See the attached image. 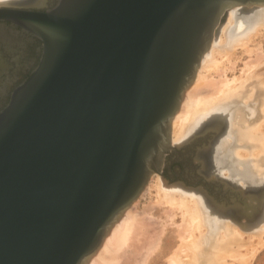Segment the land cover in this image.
<instances>
[{
	"label": "water",
	"instance_id": "1",
	"mask_svg": "<svg viewBox=\"0 0 264 264\" xmlns=\"http://www.w3.org/2000/svg\"><path fill=\"white\" fill-rule=\"evenodd\" d=\"M253 5L264 0H57L44 12L0 6V19L43 41L33 73L0 111V264L90 262L181 148L171 143L172 120L228 9ZM218 129L207 124L189 144ZM213 149L212 140L198 147L201 172L184 185L216 201L237 194L220 213L252 219L253 205L240 198L251 188L207 175Z\"/></svg>",
	"mask_w": 264,
	"mask_h": 264
},
{
	"label": "rangeland",
	"instance_id": "2",
	"mask_svg": "<svg viewBox=\"0 0 264 264\" xmlns=\"http://www.w3.org/2000/svg\"><path fill=\"white\" fill-rule=\"evenodd\" d=\"M227 15L228 14L226 13L225 18L223 19L224 23L226 22ZM253 24L254 23L252 22H247L246 24L247 26L245 25L243 27L244 29H242L241 31H237L236 33L238 34L239 32L242 33L248 30L249 28H251ZM241 44L242 46L244 45L243 47L245 48L237 46V45L241 46ZM241 44H237L232 54L228 55L227 58L221 59L222 56L219 57V55L216 57L217 61L220 60V62L217 63V65L220 63L218 65L219 67L218 68L216 67L215 70L210 69L209 72L203 71V74L205 73L204 74L205 77L200 82V84L203 83L202 88L199 87L200 85L199 84L197 86L199 87L197 88V90H195V88L192 89L195 92L197 91V94H195V92L193 91L192 94H195L196 96L198 95L200 97L202 96L201 98H203V96L204 98L210 96L211 92H212L211 95H213V92L216 90L217 86L219 85L218 84L219 81L221 80L224 81L226 79L225 77H227L225 81H228L230 83V80H232V78L235 77L234 80L231 81L232 83H230L229 85H231V87L233 88H236L237 91L240 88L241 90L239 89L238 92L240 93L241 96L243 95L242 96L243 98L240 97V100L235 99V101L233 100L230 101L226 107H221V108L218 107V109H215L213 111L210 110V112L207 115L201 117V119L198 121V123L195 125V128L192 129L189 135L191 136L192 133H194L198 129L200 130L202 127L206 126L207 124H211L212 119H215V117L216 119H218L217 118L218 115L221 116L220 122L219 120L215 121L216 125L219 127L218 135L217 133H214L215 135L213 134L209 139L212 140V146L214 147V149L210 155L212 156V162H210L209 168L206 169V173L207 175H209V177H216V179H219V177L222 178L225 181L226 185L228 184L232 188L241 187L246 192L249 191L248 188H251L250 192L240 195V198L247 197L246 200L253 205L252 208L250 209L248 208L249 209L248 211L252 213V217H251L252 219L249 220L243 216L239 217V215L238 217L236 216L237 218H232L229 215H224L220 213V211L223 210L222 208H220V206L226 205V202L231 201V198L233 197L238 199L237 194H235L232 197H230V195L225 194L228 200L221 199L219 201H216V199L215 200L213 199L214 200L213 201L209 197H208L209 199H207L206 197L203 196L204 194L202 196L203 198H205L204 200L206 201V204L208 203L207 210L210 212L212 216V221L213 220L215 221V219L221 221L222 220L231 221L233 222V224H235L234 226L237 229L239 228L238 230H240L241 233L243 232L241 237L238 236V239L240 242L241 240L242 241L244 240L242 244L247 242L246 243L247 246L245 244L242 245L240 243L241 245L239 247L240 248L239 250L241 254L244 252L243 255H248V258L246 259L247 261H245L246 264L247 263L264 264V243H263L264 233L262 232L261 233L262 235L260 234L261 235L260 242L262 243L263 245L262 246L259 242V239H256L257 238L256 236L258 235H256L255 233L257 232H252L253 230L259 229V227L261 228L262 226L260 225L264 223V206L262 207L261 205V203L264 202V174L258 175L254 171L251 172L253 168H250L249 170L247 169L248 166L250 167V164L252 167H254V165H252L254 163L252 162V157H249L248 155H247L248 157L245 156L246 158L243 157L242 159L250 160L249 161L250 164L248 165L247 163L248 166L247 165L243 166L242 164L241 167H238L239 165H237L236 156H234L235 155L234 150L239 148L240 145H238V143L240 142L237 143V141L235 140V134L231 135L232 138L229 139V131H230L229 129L232 119L233 121H235V124H237V126H244L242 124L247 125L249 123V124H253L254 126L256 125L258 129L261 128L260 130L257 131V133L259 132L258 136L264 139V121H263L264 120V111H263L264 109V26L257 32L255 36L251 38L250 41H248V43L246 42V44L243 43ZM257 55L261 59H258L259 57H257ZM256 58L258 62L260 61V63L257 64ZM249 60L255 62H251L253 63L251 64L248 63ZM245 64H248L247 65L248 67L250 65V67L247 68ZM255 64H257L256 65L257 67H255ZM251 67H253L252 68L254 70L253 72L251 70ZM247 71L249 72L251 71L252 75L248 72L250 77H247L248 75ZM207 80L211 81V83H209ZM238 84L239 86H237ZM252 103L255 105V112L253 116L249 114L250 113L249 107H251ZM228 106L240 107L242 110L233 113L232 112L233 109H230ZM259 122H261L263 125ZM213 136H216L215 139L216 138L217 139L215 140ZM225 139H229L230 144L232 146L234 145V147H231V149L228 148L227 150H223L222 146L220 147V145L225 141ZM194 140L195 138L189 139V141L187 142L185 141V144H183L184 142L179 144L182 145L183 147L181 146L179 150L172 151L170 154H168L162 169V173L167 174V176H161L158 174L161 178H163V180L167 183V185L180 183L184 187L191 188V186L189 185H184L183 183L184 180L186 179V181L188 182H194L195 177L198 176V172H201V168L197 160L195 159V155L198 147H201L204 143H207L209 140L201 139L198 142L195 141L193 145L189 144ZM242 152L246 154L245 153L246 151H242ZM256 163L259 165L260 169L262 168V170L264 171V154L261 153V155L258 156V158L256 159ZM244 168L245 170L243 171ZM150 180L148 181V184L149 182H151ZM153 183H154L153 181L150 183V187ZM214 187L224 188L225 185L223 184H221V186L214 185ZM212 190L214 191V188H212ZM156 194L157 192L153 188H150V191L145 192L143 196L140 195V197L136 199L135 201L136 203L135 202L133 203L135 206L132 205L133 208H131L132 206L129 208L131 212L133 211L135 213L133 214H131V212L129 213L131 216H133V217L130 216L133 219L130 218L129 220H127L129 226L128 229H125L126 231L124 230V233L126 234L125 236H123L124 240L123 242H121L120 246L117 247V249L114 251L115 257L113 259L115 262L112 261L113 260L112 259L111 260L112 262L105 261L104 264L105 263L106 264H112V263L168 264L166 260L167 256L173 253V250L177 248L180 242L179 225L182 222V220H180L182 218V214L180 215L179 211H175L174 213V215L176 214L175 217H173L174 215L172 216L171 214H169V209H170L169 205L165 203H164L165 205H162L160 202H158V197ZM215 194L218 197H220V194L218 192H215ZM154 203H157L159 207L158 205L155 206ZM130 226H132V228ZM181 226H184V224L183 225L181 224ZM162 229H163V233H162ZM160 233L162 234L160 235ZM254 234L256 236H253ZM248 242L250 245L248 244ZM232 246L233 248H235L237 245L234 246L233 243ZM245 251H247L248 254H245L246 253ZM252 251L253 252L255 251L254 253H256L255 255H253L254 257L251 256ZM147 254L148 256L151 255L150 258L146 256ZM250 257L251 259L253 258L252 262ZM235 260H236L235 258H230V257L226 258V262L228 261L227 264H231V263L239 264V262L238 261L235 262ZM245 262L243 264H245Z\"/></svg>",
	"mask_w": 264,
	"mask_h": 264
},
{
	"label": "bare ground",
	"instance_id": "3",
	"mask_svg": "<svg viewBox=\"0 0 264 264\" xmlns=\"http://www.w3.org/2000/svg\"><path fill=\"white\" fill-rule=\"evenodd\" d=\"M14 2H18V1L17 0H0V6L7 5L10 3H14ZM227 14L228 15H227L226 22L225 23L223 22L220 25L217 33L214 35L210 48L208 49V51L205 53V55L203 56L201 60L196 77L193 83L191 84V86L187 90L186 97L182 103L181 110L177 112V114L172 120V131H171L172 145H179L185 142L189 138L190 132L192 131L193 128H195V125L198 123L201 117L207 115L210 112V110L213 111L215 109H218V107L219 108L226 107L230 101L232 100L235 101V99L240 100V97L243 96V95L241 96L240 93L238 92L240 89L239 87H238L239 89L237 88L238 89L237 91L236 88H233L231 87V85H229L230 83H232L231 81H233L235 77L232 78V80H230V83L228 81H225L227 77H225L226 79L224 81H222L220 77L219 79L221 81H219L218 83L219 85L217 86L216 90L213 92V95H211L212 94L211 92L210 96H207L205 98L204 96L203 98H201L202 96L201 97L198 95L196 96L195 94H197V91L195 92L194 90H192L194 88L195 90H197V88L199 87L202 88L203 83L200 84V82L205 77L204 75L205 73L203 74V71L209 72L210 69L215 70L216 67L217 68L219 67L218 65L220 63L218 65L217 63L220 62V60L217 61L216 59L218 55L219 57L222 56L221 59L227 58L228 55L232 54L237 44H241V43L246 44V42L248 43V41H250L251 38L255 36L257 32L264 26V5L236 6V7H232L228 9ZM247 22H252L254 24L248 30L242 33L239 32L237 34L236 33L237 31H241L242 29H244L243 27L247 24ZM237 46L243 47L244 45L242 46L241 44V46L240 45H237ZM257 57L259 56L257 55ZM258 59H261V58L259 57ZM250 60L248 63L255 62V61H250ZM256 62L257 64L260 63V61L259 62L257 61V58H256ZM257 64H255V67H257L256 66ZM245 65L247 68L250 67V65L249 67L247 66L248 64H245ZM252 68L253 67H251V70L253 72L254 70ZM248 72L249 71H247V73ZM249 73L252 75L251 71ZM249 73L248 75L246 74L247 77H250ZM208 82L211 83V81H208ZM198 85L199 87H197ZM237 86H239V84ZM208 89H211V88H208ZM192 91L195 92V94H192ZM228 107L230 109H233L232 111L233 113H236L242 110L240 107H234V106H228ZM249 112H250L249 114L253 116L255 112V105L253 103L251 107H249ZM217 118L218 119H216V117L215 119H212V122H215L218 120L220 122L221 116L218 115ZM261 124H260V127H261ZM242 125L244 126H237V124H235V121H233L232 119L231 124H230V129H229L230 130L229 139L232 138L231 135L235 134V140L237 141V143L240 142L238 143V145H240L239 148L234 150V153H235L234 156H236L237 165H239L238 167H241L242 164L243 166L247 165V163L249 165L250 160L242 159L243 157L246 158L249 156V157H252V162H254L252 165H254V167H252L250 164V167L247 165L248 166L247 169L249 170L250 168H253L251 172L254 171L258 175L264 174V171L262 170V168L260 169L259 165L256 163V159L258 158V156L261 155V153L264 154V141H263L264 139L258 136L259 132L257 133V131L260 130L261 128L258 129L256 125L254 126L253 124H249V123L247 125L245 124H242ZM229 139H225V141L220 145V147L222 146L223 150H227L228 148L231 149V147H234V145L232 146L230 144ZM242 151H246L245 152L246 154H244ZM244 170L245 168L243 169V171ZM150 181L151 182L153 181L154 183L151 185V187H150L151 182H149V184L147 183L148 186L146 185V187L144 188V190L142 191L140 195L143 196L145 192H148L150 191V188H153L157 192L156 195L158 197V202H160L162 205H165V204L169 205L170 207L169 214L173 216L175 211H179L180 215L182 214V218L180 219L182 220V222L179 225L180 242L177 248L173 250V253L167 256L166 260L168 264H227L228 261L226 262V258L228 257L235 258L236 259L235 262L238 261L239 264H243L245 261H247L246 259L248 258V255H243L244 252L241 254L239 250L240 249L239 247L244 240L242 241L240 239L241 240L240 242L238 239V236L241 237L243 232L241 233L240 230H238L239 228L237 229L234 226L235 224H233V222L231 221H223V220L221 221V220H216V219L215 221L214 220L212 221V216L210 212L207 210L208 203L206 204V201L204 200L205 198H203L204 195L201 192H199L198 190L194 188L192 189L189 187H184L180 183L167 185V183L163 180V178H161L158 174H154ZM132 205L135 206L134 204ZM154 205L157 206L158 204L154 203ZM261 205L263 207L264 202H262ZM133 206L131 208H133ZM130 212H131L130 209L129 210L127 209L126 212L123 213V215L118 219V221H116L114 226L111 228L110 233L105 238L102 246L100 247L98 252L90 259V262L88 264H98V263L104 264L105 261L110 262L115 257L114 251L117 249V247L120 246L121 242H123L124 240L123 236L126 235L124 233V230L128 229V226H129V223L127 222V220L133 217L129 214ZM133 213L135 212L132 211L131 214ZM175 216L176 214L173 217ZM181 224L182 225L184 224V226H181ZM260 226L262 227L261 228L259 227V229L252 231V232H257L255 234L258 236H256L255 234L253 236H256L257 237L256 239H259V242L261 240L260 239L262 235L261 233L262 232L264 233V223ZM130 227L132 228V226ZM162 233H163V229H162ZM162 233H160V235ZM233 243H234V246L237 245L235 248H233L232 246ZM246 243L244 244L247 246ZM260 244L262 245L261 242ZM245 252H246L245 254H248L247 251ZM254 252L252 251V254H251L252 257H254L253 255L256 254ZM146 256H148V254ZM150 256L151 255H149L148 257L150 258ZM252 259H251V262H252ZM112 261H114V259Z\"/></svg>",
	"mask_w": 264,
	"mask_h": 264
},
{
	"label": "flooded vegetation",
	"instance_id": "4",
	"mask_svg": "<svg viewBox=\"0 0 264 264\" xmlns=\"http://www.w3.org/2000/svg\"><path fill=\"white\" fill-rule=\"evenodd\" d=\"M17 1L3 6L44 12L57 2V0ZM42 51L43 41L40 38L11 19H0V111L10 101L14 90L31 76L39 63Z\"/></svg>",
	"mask_w": 264,
	"mask_h": 264
}]
</instances>
